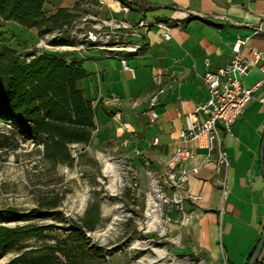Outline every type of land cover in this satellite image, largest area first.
<instances>
[{"label":"crops","instance_id":"0c3cea01","mask_svg":"<svg viewBox=\"0 0 264 264\" xmlns=\"http://www.w3.org/2000/svg\"><path fill=\"white\" fill-rule=\"evenodd\" d=\"M80 1L92 7L97 2L45 0L43 9L48 4L50 14ZM122 4L129 6L126 14L121 11ZM109 14L130 21L142 17L180 22L173 26L168 40L156 28L146 32L138 54L126 59L133 75L123 69L118 58L101 50L70 52L76 58L80 56L78 52L85 54L89 75L80 85L92 99L97 131L110 140H120L121 156L135 168L141 169L143 159H148L152 168L162 169V161L177 144L183 115L207 98L201 74L224 66L231 59L235 35L251 33L249 26L257 24L264 15V0H107L96 15ZM247 44L263 51L264 37L253 35ZM260 77L258 69L252 67L242 82L251 86ZM158 89H162L154 106L158 116L149 123L144 111L148 98ZM253 94L254 98L233 122L231 134H225L218 126L230 160L229 169L223 172L212 163L203 164L205 150L196 142L190 144L194 158L184 163L187 167L200 165L199 172L186 184L200 198L183 202L190 218L180 228L179 249L203 259L204 264H245L264 225V182L259 168L264 132V102L259 97L264 96V84ZM114 97L118 100L114 101ZM120 115L126 120L117 125ZM154 136L158 142L151 145ZM224 175L226 195L219 184ZM175 227L173 224L170 229ZM255 264H264V248Z\"/></svg>","mask_w":264,"mask_h":264},{"label":"rangeland","instance_id":"374dc122","mask_svg":"<svg viewBox=\"0 0 264 264\" xmlns=\"http://www.w3.org/2000/svg\"><path fill=\"white\" fill-rule=\"evenodd\" d=\"M85 2L67 7L75 18L70 25L63 26L62 33H72V26H80L84 16L96 15L99 11L96 3L92 7ZM45 8L48 14L49 5ZM50 36V33L39 36L34 28L0 20V46L6 44L19 52L38 48L65 54L86 49L45 47ZM77 54L83 59V67L88 69L85 54ZM125 120L120 115L114 122L118 125ZM218 126L222 127V124L218 123ZM112 138H105L95 131L82 150L84 153L79 155L80 144H71L73 161L52 164L42 158L40 147L30 140H23L8 123L0 121V208H15L18 213H26L40 201L58 199V210L63 216V221L51 217L31 219L32 222L63 227L52 229L43 240L27 238L23 249L43 242L60 248L65 245L67 252L77 253L78 264H204L203 259L181 252L180 228L161 233L160 227L153 228L148 222L145 196L150 188V178L143 164L137 169L121 156V141ZM169 214L174 219L177 212L173 209ZM71 221L84 231L89 246H101L100 256L80 255L76 249L79 243L73 238H65L67 231L63 228L70 226ZM16 252L14 249L3 253L0 262Z\"/></svg>","mask_w":264,"mask_h":264},{"label":"trees","instance_id":"16d2710c","mask_svg":"<svg viewBox=\"0 0 264 264\" xmlns=\"http://www.w3.org/2000/svg\"><path fill=\"white\" fill-rule=\"evenodd\" d=\"M44 1L0 0V20L34 28L39 36L70 25L75 18L70 8L60 7L46 14ZM48 42L51 45L78 44L64 33ZM82 60L71 53L38 48L19 52L6 44L0 46V121L8 123L23 140L40 147L42 158L52 164L72 162L70 145L85 146L97 131L92 99L80 85L89 75ZM84 152L79 151V155ZM58 205V199H51L40 201L26 213H18L15 208H0V256L17 250L0 264H78L77 253L67 252L65 245L60 248L43 242L23 249L27 238L43 240L52 229L63 227L30 221L48 217L63 221ZM19 220L27 222L18 223ZM10 222L15 223L9 225ZM63 229L67 231L65 238L79 243L76 249L80 255H101V246H89L79 225L71 221L70 226Z\"/></svg>","mask_w":264,"mask_h":264},{"label":"built area","instance_id":"2783aa9c","mask_svg":"<svg viewBox=\"0 0 264 264\" xmlns=\"http://www.w3.org/2000/svg\"><path fill=\"white\" fill-rule=\"evenodd\" d=\"M107 0H97V8L106 5ZM121 11H129L127 4L121 5ZM191 13V12H190ZM200 17L202 15L198 14ZM222 18L223 16H217ZM178 20L156 19L149 21L138 18L130 21L125 17H115L109 14L98 17L88 14L82 18L80 26L73 25L72 33H65L77 40L76 45H51L48 40L58 38L63 30H54L50 33L48 44L45 47L68 46L72 49L95 48L103 51L107 56L118 58L123 69L133 75V68L126 63L129 55L138 54L142 48L143 38L150 28L160 30L163 39L171 37L174 25H179ZM251 33L248 35H235L231 44L233 55L224 65L214 70L206 69L201 74V80L207 92L204 102L197 104L192 111L183 115V127L178 132L176 146L162 161V169L152 168L148 159H143L142 164L150 178V188L145 196V215L153 228L160 227L161 233H171L170 226L175 229L186 226L189 222V212L183 208L184 201L198 200L200 196L191 192L186 184L192 175L199 172L200 165L187 167L185 162L194 158V151L190 147L193 142L204 148L203 164H214L223 172L230 167L229 157L222 145L218 134V123L222 124L225 134H231L233 122L243 112L245 104L254 98V90L264 84V50L248 46L247 42L253 35L264 37V15L261 20L249 26ZM83 29V30H82ZM256 67L261 77L251 86H245L242 78L252 68ZM162 89H158L147 100L144 111L149 123L157 119L154 106ZM114 101L118 98L114 97ZM264 102V96L259 97ZM154 136L149 142L157 144ZM223 195L228 192L225 175L219 182ZM175 209L177 214L171 219L170 212Z\"/></svg>","mask_w":264,"mask_h":264},{"label":"water","instance_id":"95a60500","mask_svg":"<svg viewBox=\"0 0 264 264\" xmlns=\"http://www.w3.org/2000/svg\"><path fill=\"white\" fill-rule=\"evenodd\" d=\"M84 149H85L84 145L80 146L81 151ZM259 168H260L261 177H262L263 182H264V132L262 135L260 148H259ZM263 245H264V225H263L259 240H258L247 264H255V262L257 261L259 255L263 249Z\"/></svg>","mask_w":264,"mask_h":264},{"label":"bare ground","instance_id":"6f19581e","mask_svg":"<svg viewBox=\"0 0 264 264\" xmlns=\"http://www.w3.org/2000/svg\"><path fill=\"white\" fill-rule=\"evenodd\" d=\"M123 166V165H122ZM118 179H120V176H117ZM163 251H159V253H162Z\"/></svg>","mask_w":264,"mask_h":264}]
</instances>
